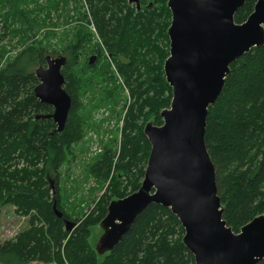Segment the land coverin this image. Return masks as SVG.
I'll use <instances>...</instances> for the list:
<instances>
[{"label": "trees", "instance_id": "obj_1", "mask_svg": "<svg viewBox=\"0 0 264 264\" xmlns=\"http://www.w3.org/2000/svg\"><path fill=\"white\" fill-rule=\"evenodd\" d=\"M138 2L139 8L129 0H0V39L9 34L12 42L24 45L0 69V214L11 205L28 218L25 229L0 243V264H195L179 219L159 205L136 219L113 252L100 256L90 244L92 228L106 217L112 198L140 189L151 152L143 125L152 119L162 126L161 113L173 98L164 71L172 22L168 0ZM256 4L247 0L235 15L236 24L245 23ZM53 39L57 50H51ZM5 53L0 50L2 59ZM60 55L67 59L65 90L72 97L63 132L52 119L42 118L54 108L35 96L36 69L46 67V57ZM112 65L123 77L129 101L116 77L104 81ZM102 108L111 113L109 121L122 115L121 141L118 149L114 141L105 144L89 169L102 187L114 176L83 220L63 209L59 179L52 186L47 168L58 173L72 146L89 130L102 129L107 119L94 121ZM205 143L223 220L237 234L264 214V46L230 66L223 92L208 110Z\"/></svg>", "mask_w": 264, "mask_h": 264}, {"label": "water", "instance_id": "obj_2", "mask_svg": "<svg viewBox=\"0 0 264 264\" xmlns=\"http://www.w3.org/2000/svg\"><path fill=\"white\" fill-rule=\"evenodd\" d=\"M246 1L168 0L172 22L164 71L173 91L172 103L161 113L162 126L149 123L145 127L151 152L144 180L137 192L110 202L100 223L103 234L96 245L100 256L116 249L148 207L159 205L179 219L185 231L183 242L195 264H259L264 260V214L237 234L227 226L205 143L208 110L223 92L230 66L264 46V0H257L245 23L235 22ZM129 2L139 8L138 0ZM46 62V67L35 71L40 81L35 95L54 108L42 118L52 119L57 132H63L72 109L63 74L67 59L48 56ZM54 211L57 217L63 216L55 206ZM73 228L69 225V230Z\"/></svg>", "mask_w": 264, "mask_h": 264}, {"label": "rangeland", "instance_id": "obj_3", "mask_svg": "<svg viewBox=\"0 0 264 264\" xmlns=\"http://www.w3.org/2000/svg\"><path fill=\"white\" fill-rule=\"evenodd\" d=\"M40 3L45 4V0H40ZM50 26V25H49ZM47 30V29H46ZM62 29H57L54 31L61 32ZM44 31H39L38 35L44 36ZM3 34L0 31V35ZM5 34V32H4ZM5 39H0V50H6L5 56L2 59L0 69H2L8 61L14 59L17 54L23 49L24 45L21 43L12 42L9 34H5ZM3 36V35H2ZM8 36V38H7ZM57 41L52 40L51 50H57ZM61 57L57 56V58ZM91 60V59H90ZM111 77H107L108 81H113L116 77L118 87L122 86L125 89V93L122 94L123 98L129 101L128 90L124 85L123 77L120 76L116 68L112 65ZM100 86H102L100 84ZM121 107L119 108V112ZM111 113L107 109H101L95 113V122L99 123L102 119H107L106 123L103 124L100 131L89 130L88 135L84 140L78 142L72 146V153L68 156L67 161L60 167L58 173L53 172V170L47 168V180L52 183V186L57 181L56 177L59 179L60 191L62 190L64 197L63 209L69 214H75L74 217H79L83 219L91 213L95 206L100 202L101 197L105 195L106 189L109 187L111 178L114 176L112 173L110 178L107 179L104 187L99 183L96 175H94L91 170V165L94 163L95 159H98L100 155L105 150V144L109 141H114V146L118 149L121 141L120 129L122 127L121 119L122 115L113 118L109 121ZM154 124L153 120L147 121L143 125V133L147 124ZM91 127V125H90ZM115 150V149H114ZM114 201L115 199L112 198ZM60 213L61 211L56 208ZM68 211H67V210ZM17 208L11 205L4 207L0 214V243L14 238L20 231L28 226V218L23 214L16 211ZM79 214L80 216H78ZM75 219V218H74ZM103 234V230L99 226L92 228V233L90 236V244L96 249V245ZM34 264H48V263H34ZM56 264V263H52Z\"/></svg>", "mask_w": 264, "mask_h": 264}, {"label": "flooded vegetation", "instance_id": "obj_4", "mask_svg": "<svg viewBox=\"0 0 264 264\" xmlns=\"http://www.w3.org/2000/svg\"><path fill=\"white\" fill-rule=\"evenodd\" d=\"M36 96V95H35ZM39 100V99H38ZM40 101V100H39ZM41 102V101H40Z\"/></svg>", "mask_w": 264, "mask_h": 264}]
</instances>
